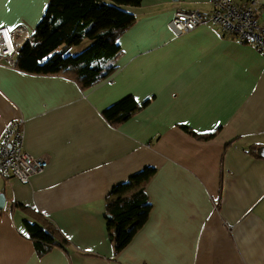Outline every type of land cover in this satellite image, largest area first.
I'll return each mask as SVG.
<instances>
[{"label":"crops","instance_id":"1","mask_svg":"<svg viewBox=\"0 0 264 264\" xmlns=\"http://www.w3.org/2000/svg\"><path fill=\"white\" fill-rule=\"evenodd\" d=\"M245 1L264 26V0H234ZM48 2L0 0V27L32 34ZM178 8L209 14L212 0L128 7L135 19L119 54L88 88L0 64V139L23 120L24 148L49 156L28 182L0 176V264H264V53L211 24L176 35L168 21ZM128 95L140 107L110 124L103 110ZM145 166L155 168L148 219L115 251L106 199ZM28 209L64 243L38 252L24 230Z\"/></svg>","mask_w":264,"mask_h":264},{"label":"trees","instance_id":"2","mask_svg":"<svg viewBox=\"0 0 264 264\" xmlns=\"http://www.w3.org/2000/svg\"><path fill=\"white\" fill-rule=\"evenodd\" d=\"M139 3L140 0H49L34 32L19 49L15 67L34 74H68L83 88L93 86L106 77L105 64L120 51L118 36L135 19L128 7ZM85 38L90 41L87 47L69 53L70 46L79 45ZM139 107L128 95L105 108L102 114L116 126ZM213 134L192 133L205 139ZM154 173V167L145 166L112 186L106 199V222L115 251L124 248L147 221L151 205L145 186ZM16 206L24 208L22 204ZM28 210L32 218L24 220V230L38 252H46L53 244L64 243L65 239L59 241L50 221L38 212Z\"/></svg>","mask_w":264,"mask_h":264},{"label":"built area","instance_id":"3","mask_svg":"<svg viewBox=\"0 0 264 264\" xmlns=\"http://www.w3.org/2000/svg\"><path fill=\"white\" fill-rule=\"evenodd\" d=\"M210 24L217 26L226 38L264 53V26L259 23L258 11L253 2L212 0L209 14L178 8L168 21L169 28L176 35ZM30 35L24 26H16L11 31L0 27V64L15 67L14 55L29 40ZM48 161L47 153L33 155L24 148L23 120L17 119L7 125L0 139L1 177H15L23 183L28 182L31 176L45 170Z\"/></svg>","mask_w":264,"mask_h":264},{"label":"rangeland","instance_id":"4","mask_svg":"<svg viewBox=\"0 0 264 264\" xmlns=\"http://www.w3.org/2000/svg\"><path fill=\"white\" fill-rule=\"evenodd\" d=\"M89 43H90V41L87 38H85L79 45L70 46L69 53L73 54V53H76L78 51H81L82 49L87 47L89 45Z\"/></svg>","mask_w":264,"mask_h":264},{"label":"water","instance_id":"5","mask_svg":"<svg viewBox=\"0 0 264 264\" xmlns=\"http://www.w3.org/2000/svg\"><path fill=\"white\" fill-rule=\"evenodd\" d=\"M259 153L261 156H264V147L259 149ZM5 206V196L3 193H0V209L4 208Z\"/></svg>","mask_w":264,"mask_h":264},{"label":"snow or ice","instance_id":"6","mask_svg":"<svg viewBox=\"0 0 264 264\" xmlns=\"http://www.w3.org/2000/svg\"><path fill=\"white\" fill-rule=\"evenodd\" d=\"M9 31H11V29H9ZM5 35H7V33H5Z\"/></svg>","mask_w":264,"mask_h":264}]
</instances>
